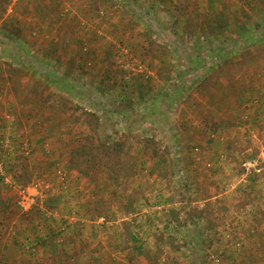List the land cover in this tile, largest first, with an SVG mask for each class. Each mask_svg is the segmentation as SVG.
Masks as SVG:
<instances>
[{"label":"rangeland","instance_id":"obj_1","mask_svg":"<svg viewBox=\"0 0 264 264\" xmlns=\"http://www.w3.org/2000/svg\"><path fill=\"white\" fill-rule=\"evenodd\" d=\"M0 164V264H264V0H0Z\"/></svg>","mask_w":264,"mask_h":264},{"label":"trees","instance_id":"obj_2","mask_svg":"<svg viewBox=\"0 0 264 264\" xmlns=\"http://www.w3.org/2000/svg\"><path fill=\"white\" fill-rule=\"evenodd\" d=\"M115 2L111 5L113 8L115 6ZM103 8L111 9V7L108 5L103 4ZM148 11V10H147ZM102 13V12H101ZM76 17V16H74ZM223 21L227 20V18L224 16H215V19H213V23H216L217 21ZM123 42V41H120ZM123 44V43H120ZM111 53H109L110 55ZM45 55V54H44ZM53 55L47 53L46 54V59H51ZM57 58L55 61L59 64V66H63L66 63H68L70 60H68L69 56L66 55V57H59L56 56ZM49 67L53 66L52 63L50 62ZM42 82V81H41ZM84 115H87L89 117H92L94 120H98L96 118V114L91 113L89 111H83ZM123 149H124V143L120 141H116L113 143H107V144H101V145H88L87 147H78L77 149H73L71 152L70 160L73 162L75 165L77 171L79 173H82L84 175H87L91 170L94 169L95 164H100L103 167H106L111 170V172H116L118 166L120 165V161L123 156ZM85 164V166H84ZM87 164V165H86ZM262 170V165L260 161L255 162V170ZM50 239V237H48Z\"/></svg>","mask_w":264,"mask_h":264},{"label":"built area","instance_id":"obj_3","mask_svg":"<svg viewBox=\"0 0 264 264\" xmlns=\"http://www.w3.org/2000/svg\"><path fill=\"white\" fill-rule=\"evenodd\" d=\"M254 165H255V163H254ZM2 168H3V165L0 164V172H2ZM18 204H19L20 208L23 210V212L27 213L30 211V209H31L30 204H32V203L30 202V200L26 199V196L23 194L20 197Z\"/></svg>","mask_w":264,"mask_h":264}]
</instances>
